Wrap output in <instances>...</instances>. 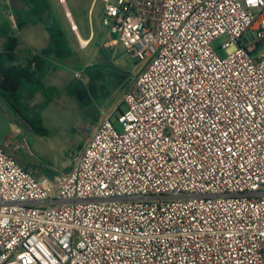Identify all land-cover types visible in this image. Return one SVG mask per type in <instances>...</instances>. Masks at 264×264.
Returning <instances> with one entry per match:
<instances>
[{"label": "built area", "instance_id": "1", "mask_svg": "<svg viewBox=\"0 0 264 264\" xmlns=\"http://www.w3.org/2000/svg\"><path fill=\"white\" fill-rule=\"evenodd\" d=\"M97 2L146 66L70 172L0 146V264H264V0Z\"/></svg>", "mask_w": 264, "mask_h": 264}, {"label": "rangeland", "instance_id": "2", "mask_svg": "<svg viewBox=\"0 0 264 264\" xmlns=\"http://www.w3.org/2000/svg\"><path fill=\"white\" fill-rule=\"evenodd\" d=\"M5 1L0 0V9ZM66 1L65 5L60 0H50L53 23L60 27L70 23L64 10L68 5L82 36L88 38L94 31L92 43L86 48L76 45L73 36L70 42L69 71L73 76L74 70L86 66L83 79L87 85L88 99L79 101L65 95L59 104L46 108V113L33 126L23 123L24 135H9L6 140H2L8 143L5 146L11 149V155L35 170L37 178H53L72 170L76 158L96 132L99 122L117 110L113 118L116 122L117 116L126 109L122 102L124 93L129 83L131 85L132 78L146 66V62L131 58L121 44L115 45L109 41V29L103 24V3L97 2L92 7L94 0ZM15 2L9 0L13 10L19 8ZM9 15H3V19L8 21ZM15 22L17 24L16 17ZM224 41L225 38L217 41L216 48ZM263 51L264 45L259 53ZM219 54L226 56L223 50H219ZM74 57L78 59L76 63ZM30 116L33 118L36 114Z\"/></svg>", "mask_w": 264, "mask_h": 264}, {"label": "crops", "instance_id": "3", "mask_svg": "<svg viewBox=\"0 0 264 264\" xmlns=\"http://www.w3.org/2000/svg\"><path fill=\"white\" fill-rule=\"evenodd\" d=\"M33 1L38 4L28 7L21 1L17 3L19 8L13 10L9 0H6L0 9V146L10 155L11 149L5 146L8 143L2 140H6L9 135H24V116L28 124L30 120L37 121L46 113V108L59 104L63 96L76 98L72 93L80 96L83 101L88 99L85 80L82 78L79 81L75 78L76 72L83 71L84 74L86 66L74 70L73 76L69 71L70 42L73 36L76 45L82 48L83 40L89 46L94 38V31H91L88 38H84L67 5L70 23L59 28L63 35L57 45V52L45 53L53 45L50 30L52 21L46 13L50 0ZM94 4L93 1L92 7ZM64 10L67 14L65 7ZM3 15H9L8 21L3 19ZM12 16L17 18L21 26L16 24L15 28ZM71 16L73 23L77 25V32L71 28ZM74 58L76 63L78 59ZM31 114H36L37 118H32ZM28 166V170L34 174L35 170Z\"/></svg>", "mask_w": 264, "mask_h": 264}, {"label": "trees", "instance_id": "4", "mask_svg": "<svg viewBox=\"0 0 264 264\" xmlns=\"http://www.w3.org/2000/svg\"><path fill=\"white\" fill-rule=\"evenodd\" d=\"M16 2L15 3H19L21 1H23L24 3H26L28 5V7H31L32 5H37L38 3H35L33 0H15ZM46 13L49 15V20L52 21V28L50 29L51 30V33H52V39H53V45L51 48H49L48 50L45 51V53H49L50 51H56L57 52V45L59 44V42H61V37H62V32L61 30H59L60 25H56V23H53L54 20H53V13H52V9H51V6L49 3H47V9H46ZM17 20V18H16ZM17 25L18 26H21V23L19 21H17ZM10 41H12V39H10ZM122 82V81H121ZM72 96L78 98L80 101H83V99L78 96L77 94L75 93H72ZM35 118H37V116H35ZM24 119H25V122L27 123L26 121V116H24ZM24 122V123H25ZM29 122V125L33 126V123L35 121L33 120H30L28 121ZM43 132V131H42ZM13 156V155H12ZM14 158L22 165L24 166L27 170H28V165H25L23 164L20 160H18L15 156Z\"/></svg>", "mask_w": 264, "mask_h": 264}, {"label": "bare ground", "instance_id": "5", "mask_svg": "<svg viewBox=\"0 0 264 264\" xmlns=\"http://www.w3.org/2000/svg\"><path fill=\"white\" fill-rule=\"evenodd\" d=\"M63 4H66V3H63ZM65 7H67V6H65ZM67 9V14H68V8H66ZM70 12V11H69ZM70 14H71V12H70ZM68 17H69V15H68ZM71 22H73V18H72V16H71ZM74 26H77V25H75V24H73ZM87 41H81V44L82 45H84V46H86L87 45Z\"/></svg>", "mask_w": 264, "mask_h": 264}, {"label": "water", "instance_id": "6", "mask_svg": "<svg viewBox=\"0 0 264 264\" xmlns=\"http://www.w3.org/2000/svg\"><path fill=\"white\" fill-rule=\"evenodd\" d=\"M67 17H68V14H67ZM69 18V17H68ZM73 23V22H72Z\"/></svg>", "mask_w": 264, "mask_h": 264}]
</instances>
